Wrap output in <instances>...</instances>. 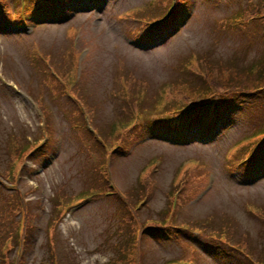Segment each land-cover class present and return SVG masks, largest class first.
Segmentation results:
<instances>
[{"label": "rangeland", "instance_id": "1", "mask_svg": "<svg viewBox=\"0 0 264 264\" xmlns=\"http://www.w3.org/2000/svg\"><path fill=\"white\" fill-rule=\"evenodd\" d=\"M148 1L98 0L78 14L73 22L57 26L51 23L42 25L35 20L29 22L31 17L27 13L23 15L25 6H31L29 2L2 0L9 15L17 19L18 15H23L26 24L33 26V31L30 34L12 32L0 19V26L7 27L5 30L9 31H0V76L13 75L18 88L11 89L0 82V171L18 169L11 175L7 171L4 177L8 183L17 184L21 180L19 170L24 166L20 187L27 191L26 198L35 199H23L22 190L10 191L8 197L9 193L0 183V264H42L41 258L47 257L52 264H58L56 248L60 249V264H70L71 254L74 264L132 262L133 257L125 254L124 247L129 248L125 240L127 234L121 232L123 226L118 220L136 214L134 209L127 201V205H123L118 197L120 192L88 195L80 188L90 183L98 187V181L112 172L111 182L124 192L130 203L138 201L148 191V199L137 209L139 218L136 224L142 226L159 224L149 218L165 217L161 210L171 205L167 192L175 188L172 183L174 177L179 173L185 180L178 194L182 205L174 218L178 226L174 230L178 236L162 233L149 237L145 233L146 237L139 242L142 251L139 264H163L165 261L179 264L186 258H192L195 264H250L230 245L227 249L236 253L224 251L226 248L219 247L224 245V241L219 244L217 239H213L215 232L231 224V216L236 218L229 234L232 243L243 235H249L256 252L263 249L264 222L255 216L264 217L261 210L264 208V163L262 171L247 178L243 173L246 166H235L236 156L232 151L228 157V151L234 150L241 139L264 124V91L251 94L239 103V113L234 110L231 114H236V117L226 124L225 117H219L218 113V117L215 116L219 119L218 128L206 135L203 142L190 136L185 141L172 143L165 139L169 129H165L167 126L160 121L143 126L139 120L127 129L133 115L128 113L131 108L122 111L123 105L120 104L123 101L115 92L114 81L122 69L127 76L124 83L130 82L136 88L129 101L137 104L141 101L138 106L145 105L137 111V116L140 115L145 122L149 113H152L149 119L155 118L152 106L168 95L156 90L161 83H166L168 92L176 96L173 106L201 98L211 90L219 95L224 94L223 89L231 91L233 85L240 83H244L246 89L261 84L263 77L257 78L254 72L249 76L238 71L264 55V18H254L248 26L241 24L237 27L222 21V16L233 8L245 10L250 2L257 0H193L194 13L189 12L177 34L165 40L164 45L144 51L132 40L145 39L142 34L147 28L139 23L137 6L144 7ZM3 10L0 6V15ZM69 24L73 26L68 27ZM241 27L243 30L238 31ZM148 38H154V29L151 28L146 40ZM190 52L197 55L192 67L202 66L223 84L206 88L203 77L190 73L181 75L176 63L178 59L187 58ZM215 61L222 62L223 67L213 63ZM57 71L62 73L59 79L68 94L72 88L71 80H77L73 93L84 96L91 123L103 139L119 141L122 145L131 141L132 147L126 152L112 156V165L101 158L96 164L98 172L89 173L86 178L82 173L86 170L85 164L94 165L101 147L89 133L71 123L72 109L77 105L70 96L63 95L60 83L59 88L52 78ZM177 76L192 78L191 86L173 79ZM143 79L145 83L141 87L140 80ZM236 79L243 81L235 82ZM29 88L36 99L48 105L51 116L59 118L61 123L54 122L48 109L41 112L39 107L36 108L35 96L26 90ZM199 105L207 109L206 104ZM164 109L156 111L155 115L162 117ZM200 110L196 121L201 117ZM120 127L123 137L119 135ZM197 128L193 125L190 129L197 133ZM35 130L37 132L33 133ZM49 131L55 133H51L52 137L44 147L35 151L25 150L31 146V136L44 137ZM148 134L150 138H147ZM212 134L214 139L207 142ZM174 135L179 138L176 133ZM15 136L11 146L9 142ZM241 148L238 146L234 151ZM188 159L199 161L200 165L178 170ZM36 168L37 171L33 172ZM145 178L148 179V188L140 183ZM31 184L37 185L38 189L29 190ZM60 189L62 191L55 194ZM131 190H136L138 195L128 197ZM69 194H77L80 203L85 201L76 207L69 221L63 223L65 218L61 217L57 222L67 206L62 199ZM41 195L45 201L43 210L42 202L38 200ZM52 200L55 202L52 216L43 220L52 211ZM253 205L260 208L255 216L245 211ZM170 209L174 207L170 206ZM132 222L129 221L131 226ZM173 223L172 219L168 221L166 228L171 230ZM195 226L197 228L192 229ZM72 229H75L74 234H71ZM31 232L35 236L27 244ZM215 251L223 255L216 256ZM225 256L227 259L223 258Z\"/></svg>", "mask_w": 264, "mask_h": 264}, {"label": "trees", "instance_id": "2", "mask_svg": "<svg viewBox=\"0 0 264 264\" xmlns=\"http://www.w3.org/2000/svg\"><path fill=\"white\" fill-rule=\"evenodd\" d=\"M39 2H40V4L41 5H44L45 4V2H46V0H38ZM262 59H260L259 60V62L256 64V68H257V71H259V72H261L263 75H260L258 78H260V77H263V80H264V70L262 69V67L264 68V65L262 66V61H261ZM213 63H216V64H218L219 66H221V67H223V63L222 62H220V61H215V62H213ZM253 64L254 63H252V64H249V65H247V66H245L244 68H241L238 72H245V71H248V70H254V68H253ZM202 69H203V72H198V74L200 75V76H202L204 79H205V81H206V84H207V86L208 85H212L213 84V86L212 87H218L219 85H221V84H223V81H220L218 78H215V77H211V74H209L206 70L207 69H205V68H203L202 67ZM231 79V78H230ZM234 79V78H233ZM232 79V80H233ZM235 82H242L243 81V79H236V80H234ZM223 90H225V91H229V89H223ZM253 90H264V86L262 85V84H257V85H255V86H253L252 88H250V89H246L245 88V86H244V83H240L238 86H236V85H233V87H232V92H234V93H236V94H239V95H241L242 93H246L247 91H253ZM41 104V103H40ZM41 107H42V109L43 110H45V106L44 105H42L41 104ZM189 111V110H188ZM187 114V113H186ZM185 114V115H186ZM184 115V116H185ZM180 116H181V114H180ZM183 116V117H184ZM213 116V115H212ZM208 117L210 118L211 117V114L210 113H208ZM76 118H78L79 119V123L78 122H75V123H78L77 125L80 127V128H82L83 130H84V132H87V133H89L86 129H85V127H84V124H83V120H82V117H81V115L77 112V114H76ZM89 135H90V137L92 138V135L89 133ZM255 159V156H252L251 157V160H254ZM94 170H96V169H94ZM103 180V179H102ZM141 184H142V187H146V188H148L149 187V184H148V179L147 178H145L143 181H141L140 182ZM148 191L146 190L145 191V193L143 194V196L142 197H144L145 195H146V193H147ZM132 193V195H130ZM130 194L128 195V197H132L133 195H138V192L136 191V190H131V192H130ZM119 196H120V193L118 194ZM137 197V196H136ZM124 200V202H123V205H127V203H126V201L128 202V204H130V202L128 201V199H126L125 197L123 198ZM180 207V204H179V202L177 201V207H176V209H178ZM257 208H259V207H255V209H257ZM172 210L171 211V219H174V215H175V212L177 211V210ZM9 216V215H8ZM10 217V216H9ZM133 218V217H132ZM260 219H261V221H263L264 222V218H262V217H260ZM126 222H128L127 220H126ZM226 231V235H227V237L230 239L231 237H229V232H228V230L226 229L225 230ZM249 235H243L241 238H239L236 242H234L235 244H238L241 248H243V250L244 251H246L251 257H253L254 259H255V263H263L264 264V247H263V249L261 250V251H257L256 252V248L251 244V242H250V240H249V237H248ZM227 238V239H228ZM228 239V240H229ZM264 245V244H263ZM253 254H255L254 256H253Z\"/></svg>", "mask_w": 264, "mask_h": 264}]
</instances>
